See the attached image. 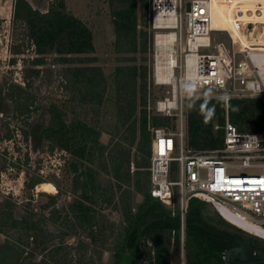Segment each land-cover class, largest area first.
<instances>
[{
  "label": "rangeland",
  "instance_id": "obj_1",
  "mask_svg": "<svg viewBox=\"0 0 264 264\" xmlns=\"http://www.w3.org/2000/svg\"><path fill=\"white\" fill-rule=\"evenodd\" d=\"M27 1L33 8L43 13L61 1L66 12L79 18L89 28L94 50L85 54L62 55L53 51L37 54L23 21L13 17L15 0H0V204H8L14 218H31L37 226L36 230L29 232L33 239H26L23 226L8 228L11 225L8 222L6 231L0 230V243L11 241L19 244L24 251L19 264L47 263L50 261L49 250L52 245L61 243L60 245L72 247L68 257H72L75 263L76 258L85 254V251L80 249L81 241L88 242L89 239L86 237L85 229L74 226L72 220L67 221L64 218L69 212V204L80 193V190L76 193L72 190L75 185V172L72 171L71 165L74 161L73 156L53 146L50 140L35 149L28 135L29 124L37 119L48 120L50 113L46 111L47 108L50 105H57L63 112L65 122L82 121L93 132L98 133V140L105 149L100 151L94 147L91 150L92 161L81 163L89 165L97 173L96 176L102 186L109 182L115 186L117 182L113 176L110 158L117 149L122 150L123 147L128 149L130 183L124 180L122 185L123 188L130 189L133 206L143 199L140 193L134 191L137 179L145 183L147 188L150 185L147 170L144 169L140 175L136 173L138 163L146 159L141 149H146L147 145L142 141L140 147L139 127L143 111L148 116V129L151 126H162L174 132L179 124L176 116H162L153 110L156 100L170 92V86L155 85L152 81L155 30L150 27L148 5L145 9L137 10L138 29L145 34L142 35L141 32L138 34L137 51L132 52L128 50L129 45L116 43L112 13L118 7L117 2L111 4L110 0ZM225 8L230 21L224 19L222 15L221 11ZM215 11L220 27L229 28L237 33L233 23V9L224 6L221 11L215 7ZM216 34L218 40L225 43L228 41L226 32ZM233 35L236 38L235 33ZM259 47L264 49V45ZM259 47L251 48L260 49ZM133 65L138 67L137 78L130 81L126 77L132 75L133 71L127 67ZM84 66H95L102 73L94 81L92 89L86 83L75 82L74 67ZM117 67L126 69L119 71ZM202 98V95L197 94H188L184 97L183 129L186 143L189 114ZM132 103L136 106L133 114L128 117ZM152 116L161 118L158 125L151 123ZM228 119L231 121L229 117ZM234 124L240 130H248L250 125L246 121ZM214 125L213 134L216 138L221 127L216 121ZM260 128L259 126L250 131L261 134ZM171 176L176 178V173H172ZM39 179L43 181L29 185ZM114 192L118 194L115 188ZM116 201L115 196L111 203L99 199L93 204L98 214L105 216L107 224L115 223V227L111 226L113 229L107 230L109 236L105 243L107 249L102 253V264H111L112 251L109 249L113 247L115 235L121 227L122 214L118 207H114ZM177 207L175 194L174 208ZM203 212L214 223L229 227L245 239H253L264 245L263 239L224 223L209 204H204ZM249 231L264 238L259 228H252ZM68 232L71 234L66 235ZM17 238H20L19 242ZM41 241L46 242L43 244ZM152 245L150 239L146 240L142 247L145 264H149L148 247ZM92 246L88 247L86 254H92L93 264H99L96 260L97 253L93 252ZM169 255L172 264H186L184 245L183 251L180 246L178 250L170 246Z\"/></svg>",
  "mask_w": 264,
  "mask_h": 264
},
{
  "label": "trees",
  "instance_id": "obj_2",
  "mask_svg": "<svg viewBox=\"0 0 264 264\" xmlns=\"http://www.w3.org/2000/svg\"><path fill=\"white\" fill-rule=\"evenodd\" d=\"M59 2V1H58ZM118 3V7L114 9L113 27L116 36V43H125L130 47L128 50L137 51V36L144 31L138 29V12L139 9L147 8V0H110V3ZM13 17L21 19L27 28V34L31 43L34 45L37 54L46 52H56L58 54H85L93 52L92 34L89 28L77 17L69 14L64 10V6L60 1L59 4L51 6L47 12H41L35 9L27 0H15ZM37 61H40L37 59ZM126 68L117 67V70L123 71ZM133 71L132 75L126 77L127 80L135 81L137 78V69L135 65L127 67ZM74 76L76 83H86L91 89L94 87V81L102 73L95 66L74 67ZM144 77V76H143ZM135 104H131V111L128 117L133 114ZM121 111L122 107L119 106ZM50 118L46 120L37 119L29 124L28 135L30 136L33 147L36 149L42 143L49 141L53 146L69 152L73 156L72 171L75 172V185L73 192L80 193L75 196L68 206V213L64 215L65 220H72L74 226L83 228L87 231L86 237L88 242L81 241V248L85 251L82 257L76 258L73 263L72 257H68L71 248L68 245H52L50 248V261L44 264H93L92 254L87 255L88 247L92 246L93 252H96V260L102 264V253L106 248L105 243L108 229H113L115 223H108L104 215L98 214L93 207L99 199L104 202L111 203L115 196L117 201L114 207H118L122 214L121 227L117 231L114 238L111 264H120L123 256L133 246L137 234V223L141 219L146 208L154 201L149 193L145 183L137 179L134 191L143 196L141 202L133 206V200L130 189L123 188V181L130 183L129 174V150L117 149L110 158L112 164L113 176L116 184L113 187L109 182L102 186L96 176V172L89 166L81 162L92 161L91 150L97 147L103 151L105 146L98 140V133L93 132L88 125L82 121L71 123L65 122L63 112L57 105H50L47 110ZM226 115L231 122H248L250 131L261 127V134L264 133V100L263 98H232L227 105L221 98H202L199 100L197 107L190 112L187 122V144L189 147L201 150L219 146L222 143L223 131L218 129L217 137H214V122L221 127L225 121ZM126 117V118H128ZM159 116H152L151 123L158 125ZM46 120V121H45ZM236 126V125H235ZM140 140L147 145L146 149H141L145 153L142 163H138L136 173L138 175L147 170L150 157V131L148 129V116L143 111L140 123ZM92 131V132H91ZM90 133H92L90 135ZM90 137V138H89ZM93 138V140H91ZM132 142V141H131ZM148 172V170H147ZM149 176V172H148ZM43 180H37L30 183H40ZM150 184V181H149ZM114 188L118 191L115 194ZM164 207V212L155 211L151 217H144L139 223V227L143 228L142 236L137 245L136 258L130 264H145L142 257V247L146 240L152 239V247H148L149 264H172L170 260V246L177 250L180 246L179 227H174L163 220L166 217H172L171 210ZM205 202L200 199L193 198L189 201L185 215L184 227V249L186 256V264H239V261H231L226 263L223 259L225 250L236 245V238L243 237L238 233L227 230L225 226H221L204 215L203 207ZM9 207V208H8ZM150 220H152L150 222ZM222 220V219H221ZM223 221V220H222ZM16 228L23 226L25 228L26 239L33 236L29 233L31 230L37 229L36 223L31 218H14L10 206L0 204V230L6 231L5 228ZM202 223L204 228L196 225ZM227 225V222L223 221ZM120 225V223H119ZM12 226V227H11ZM230 226V225H229ZM232 227V226H231ZM237 229V228H236ZM71 234L70 232L65 233ZM20 238H17L19 242ZM249 243L256 249L262 251L264 245L253 239H248ZM46 241H41L45 243ZM99 242V245H97ZM96 248H98L96 250ZM23 250L19 244L11 241L0 243V264H19ZM61 252V253H60ZM44 262V261H42ZM22 264V263H21ZM23 264H29L28 262ZM38 264H41L38 263Z\"/></svg>",
  "mask_w": 264,
  "mask_h": 264
},
{
  "label": "built area",
  "instance_id": "obj_3",
  "mask_svg": "<svg viewBox=\"0 0 264 264\" xmlns=\"http://www.w3.org/2000/svg\"><path fill=\"white\" fill-rule=\"evenodd\" d=\"M214 4L233 9L236 38L220 27ZM148 11L155 30L152 81L170 86L153 110L176 116L179 124L174 132L149 127L151 197L179 217L182 251L193 198L209 204L230 226L264 240L241 228L264 233V133L240 131L226 115L222 143L196 150L187 145L183 129L188 94L221 98L226 105L235 97L264 99V49L251 48L264 45V0H149ZM220 32L227 33L226 43L217 39Z\"/></svg>",
  "mask_w": 264,
  "mask_h": 264
},
{
  "label": "water",
  "instance_id": "obj_4",
  "mask_svg": "<svg viewBox=\"0 0 264 264\" xmlns=\"http://www.w3.org/2000/svg\"><path fill=\"white\" fill-rule=\"evenodd\" d=\"M189 8V3H187V9ZM155 211H160L161 213L164 212V207L161 206L159 201H154L152 202L144 211L141 219L139 222L136 224L138 227V234L137 238L133 244V246L128 250V252L123 256L120 264H130L133 259L136 258V251H137V245L138 242L141 239L142 236V231L143 228L139 227V223L142 221L144 217H151ZM165 221L166 223L174 226V227H179V217L178 216H172V217H166L163 219H160ZM152 220H150L151 222ZM197 226L204 228L203 224L198 222L196 223ZM237 260L242 263L247 264L246 262L254 259H263L264 260V249L261 253H257L254 249V247L246 240L241 239V238H236V246L228 249L225 253L224 260L226 263H229L230 260ZM253 264H264V261L258 262V263H253Z\"/></svg>",
  "mask_w": 264,
  "mask_h": 264
},
{
  "label": "bare ground",
  "instance_id": "obj_5",
  "mask_svg": "<svg viewBox=\"0 0 264 264\" xmlns=\"http://www.w3.org/2000/svg\"><path fill=\"white\" fill-rule=\"evenodd\" d=\"M224 6H227V5H217V4H214V9H215V7H217V8H219V10L221 11V8L222 7H224ZM227 11V9L225 8V10H222L221 12H222V15L223 14H226V16H227V18L226 19H228L229 21H230V19H229V16H228V13L226 12ZM231 31V30H230ZM232 32V31H231ZM234 33H235V35H236V37H237V33L234 31ZM240 37V36H239ZM263 46V45H262ZM260 49H262V47H259ZM255 49V48H254ZM241 228H246V227H241ZM255 228H259V227H255ZM250 229H252V228H250ZM246 230H249L248 228H246ZM259 230H260V228H259ZM251 232V231H250ZM261 232H262V234H263V236H264V233H263V231L261 230Z\"/></svg>",
  "mask_w": 264,
  "mask_h": 264
},
{
  "label": "flooded vegetation",
  "instance_id": "obj_6",
  "mask_svg": "<svg viewBox=\"0 0 264 264\" xmlns=\"http://www.w3.org/2000/svg\"><path fill=\"white\" fill-rule=\"evenodd\" d=\"M243 239L246 240V241H249L248 239H245L244 237H243ZM235 246H236V245H235ZM233 247H234V246H233ZM231 248H232V247H231ZM229 249H230V248H229ZM254 249H255V251H256L257 253H261V252L263 251V250L260 251V250H258V249H256V248H254ZM227 250H228V249H227ZM227 250H225V252H224L223 259H224V257H225V253H226ZM231 261H236V260H234V259L232 260V259H231L230 262H231ZM262 261H264V260H263V259H258V260L251 259V260L247 261L246 263H247V264H253V263H258V262H262ZM225 262H226V261H225ZM239 264H245V263H242V262L239 261Z\"/></svg>",
  "mask_w": 264,
  "mask_h": 264
},
{
  "label": "crops",
  "instance_id": "obj_7",
  "mask_svg": "<svg viewBox=\"0 0 264 264\" xmlns=\"http://www.w3.org/2000/svg\"><path fill=\"white\" fill-rule=\"evenodd\" d=\"M227 12V11H226ZM228 13V12H227ZM223 17H224V19H226L227 18V16H226V14H223ZM228 20V19H227ZM229 29V28H228ZM231 31H233V30H231ZM234 32V31H233ZM221 228H225V229H227V230H230V231H233V232H235L233 229H230L229 227H221Z\"/></svg>",
  "mask_w": 264,
  "mask_h": 264
}]
</instances>
